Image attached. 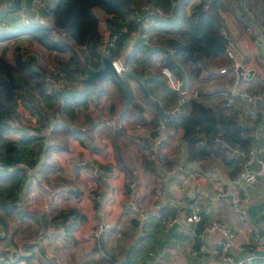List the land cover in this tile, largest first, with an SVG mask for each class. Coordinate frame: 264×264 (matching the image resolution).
I'll list each match as a JSON object with an SVG mask.
<instances>
[{"label": "crops", "instance_id": "1", "mask_svg": "<svg viewBox=\"0 0 264 264\" xmlns=\"http://www.w3.org/2000/svg\"><path fill=\"white\" fill-rule=\"evenodd\" d=\"M199 1L188 0L183 11L197 10ZM54 2L0 0V34L39 22L34 14L41 18V22L50 24L45 4ZM21 7L27 8L25 17L18 14ZM220 15L222 31L244 67L242 75L237 72L240 84L247 89L264 86V52L260 37L264 0H222ZM36 43L29 33L0 37V55L9 59L14 44L32 48ZM153 57L159 59V56ZM228 67L221 72L224 75L221 74L220 82L233 75ZM248 69L252 72L246 75ZM140 72L142 79L138 89L141 94H137L133 78L130 83L136 99L144 104L142 120L115 113V120L120 125L100 123L99 109L94 101H90L87 113H82L76 123H71L74 131L63 130L59 135L62 136V145L46 147L41 152L38 162L41 170L26 177L21 188L20 208L0 210V249L13 243V236L7 239L9 233L21 234L16 237L22 241L18 246L21 249L19 261L6 262L0 254V264H223L219 256H211L207 251L191 253L190 248L197 241L177 225L165 227L150 216L145 218L141 232L138 213L128 208L129 179L136 181L137 199L143 208L153 204L157 199L155 188L161 187L163 194L159 198L164 202L166 215L181 214L198 187L220 192L212 202L202 205V222L218 218L232 229L234 257L239 262L250 259L252 254L264 253V148L249 165L245 176L249 199L244 205L248 215L241 220L226 195L228 182L239 162L226 163L223 154L214 153L209 157L188 159L181 138V125L175 122H166L165 127H159L156 136L152 134V124L161 116L158 109L162 112L172 107L177 96L166 84L159 64L149 66L148 62ZM193 87L191 84L189 88ZM108 88H112L111 83ZM145 94L155 103L147 100ZM259 105L264 106L263 103ZM232 108L248 129L250 140L264 143L259 112L253 111L244 100H237ZM131 130L147 137L150 143L155 137L161 140L173 135L171 144L174 150L168 152L161 148L162 160L157 159L145 167L136 160L129 147ZM10 136L18 135L11 133ZM90 161L98 162L99 172L92 173ZM96 188L103 200L100 212L96 200L90 197ZM66 207L73 208L74 212L61 216L60 211ZM99 220L108 225L98 235H93V228ZM254 228L260 244L254 242ZM40 231L44 235L35 238ZM220 238L219 232H212L206 234L205 242L210 247ZM248 243H253L251 249L238 246Z\"/></svg>", "mask_w": 264, "mask_h": 264}, {"label": "trees", "instance_id": "2", "mask_svg": "<svg viewBox=\"0 0 264 264\" xmlns=\"http://www.w3.org/2000/svg\"><path fill=\"white\" fill-rule=\"evenodd\" d=\"M148 1L160 6L162 12L146 10L143 5ZM187 1L55 0L52 5L45 4L50 24L27 23L0 34V37L5 38L29 33L45 50L66 53L64 58L55 63V71L46 68L43 58L25 46L15 44L10 59L0 55V210L12 211L19 208L21 195L18 191L21 192L28 176L26 166L36 164L46 147L62 145V136L59 135L63 130L74 131L71 123L77 122L82 113H87L90 101H94L99 109L100 123L112 113H117L118 116L131 115L138 121L142 120L144 108L136 99L130 80L136 75V71L142 70L148 63L146 60L151 62L154 53H160L161 63L167 64L174 73L181 75L187 87L193 83L200 92L198 97L186 101L176 115L170 116L158 109L167 123L181 125L186 157L198 159L209 157L212 153L223 154L226 163L239 162L235 172L242 166L240 157H229L227 148L222 144L228 142L231 145L247 146L253 142L248 129L232 108L237 100L227 106L221 104L220 94L216 91L223 81L217 86L203 87V82L211 73V76L224 75L220 71V64L225 63L229 40L222 31V0H200L197 10L185 13L183 8ZM204 3L207 5L203 6ZM136 16L142 21L147 17L148 25L144 31L148 30L154 20L160 24H172L168 28L169 35L164 36L165 43L147 44L141 36H133L130 31L136 29L141 22ZM122 25L126 27V31L122 32L124 42L113 51L122 53L125 36L134 38L130 50L123 57L129 68L120 72L121 79L109 72L94 82L83 81L85 66L95 68L101 64L103 54L99 45L105 38L103 29L114 27L119 30ZM138 60L141 66L139 68ZM228 68L231 70V67ZM46 73L54 77L60 74L65 81L72 82L73 86L49 92L46 89ZM73 83L79 85L74 87ZM108 83L112 84L111 89L108 88ZM145 98L155 103L146 94ZM211 98L216 101H211ZM19 104L27 112L21 110ZM31 115L39 125L51 121V132H37L38 124L23 128L22 124L30 120ZM152 125V134L156 136L159 131L157 119ZM11 133H17L18 136L12 137ZM129 134V147L134 151L136 160L145 167L157 159L162 160L164 153L161 148L168 152L174 150L171 144L174 137L169 134L153 147L155 157L150 158L147 155V148L151 144L148 138L134 130ZM125 168L128 173V168ZM72 212L73 208L66 207L60 211V215L66 216ZM161 212L166 214L164 205ZM153 218L159 221L156 217ZM240 264H264V258L253 257Z\"/></svg>", "mask_w": 264, "mask_h": 264}, {"label": "built area", "instance_id": "3", "mask_svg": "<svg viewBox=\"0 0 264 264\" xmlns=\"http://www.w3.org/2000/svg\"><path fill=\"white\" fill-rule=\"evenodd\" d=\"M37 2H42V0H35ZM207 3H204L203 6H206ZM146 10L149 12L158 11L162 12L161 7L157 4H154L151 1L146 2L143 5ZM27 8L21 7L18 9V14L25 17ZM34 18L37 21L41 22V18L38 17L37 14H34ZM136 19L141 21L137 24L136 29L130 31L133 36H141L144 42H147L149 36L144 28L148 25L147 17L145 20H141L139 16H136ZM106 36L105 39L100 43L99 49L102 54H106L110 56L111 62L116 71L121 72L122 70L129 68V65L124 62V58L120 52L113 51L114 48L120 43L124 42V38L122 36V32L126 31V27L124 25L120 26L119 30L114 27H106ZM261 49L264 52V22L261 26ZM151 44V43H149ZM113 51V52H112ZM112 52V53H111ZM226 53L232 57V76L223 81V84L218 88L216 93L220 94L221 104L223 106H227L232 104L236 100H244L248 106L253 110L259 112L261 117L260 127L264 132V106L261 107L259 104L263 103L264 105V87L249 90L245 86L240 84L238 74H237V66L240 64L239 60L236 57L235 50L230 46L226 49ZM160 69L165 76L166 84L176 92V101L175 104L168 108L163 109L167 115H176L182 108L183 104L191 98L198 97L200 95L199 89L197 87L189 88L184 84V80L182 77L174 73L171 68L162 63L160 65ZM225 67H220V71H224ZM46 80V89L49 92H58L63 89L62 78L58 80H53L49 75H45ZM59 83L60 86L58 84ZM67 88V87H66ZM106 124L115 125L117 123L115 120V113L110 114V116L105 118L104 121ZM157 124L159 127H165L166 119L163 116H160L157 120ZM53 128L51 121H46L41 125H37V132L41 134H49ZM160 142V137H155L152 139L150 146L147 148V155L150 158L155 157V152L153 147ZM222 144L227 148L229 157L238 156L241 159L242 166L231 176L228 182L227 191L230 193V200L235 211L238 213L239 218L241 220H245L247 218V208L244 205L245 202L249 199V191H248V182L245 181V176L249 171V165L255 160L257 154L261 152L264 148V143L261 141H253L247 146H241L238 144L231 145L228 142H222ZM91 166L94 172H99L100 167L98 162L92 161ZM37 164L26 166V173L28 175H32L36 172ZM260 172L259 170H257ZM127 192L129 195V202L131 203V207L138 213V227L142 232L144 226V220L147 217H156L162 225L165 227H170L173 225H177L182 228L185 232L188 233L190 238L197 241L196 245L190 248V252L193 254H201L204 251H207L211 256H219L223 262V264H240L234 257V243H233V231L232 229L222 220L218 218H212L206 223L202 222V205L204 203L212 202L215 197L220 192H212L205 188L198 187L194 192V198L189 201L187 208L181 214L174 215H166L161 212V208L164 205V202L161 198H159L163 194V189L161 187L155 188V193L157 195V199L153 202L149 207L143 208L139 205V203L135 200H132V197H137L136 191V181L134 179H129L127 181ZM21 192L18 191V194ZM91 197L98 201L97 209L100 212L103 200H101V193L99 191H95L91 194ZM108 225L107 222H97V224L93 228V235H98L104 227ZM201 225L200 227H198ZM212 232H219L221 234V238L217 241V243L213 246H207L205 242L206 234ZM254 242H258L260 244V239L258 237V233L256 228H254ZM253 242V243H254ZM253 243L248 244H239V248L241 249H251ZM19 248L15 247H7L4 249L6 251V255L3 256V260L8 262H13L19 254ZM3 251V250H2ZM1 251V252H2ZM252 257H262L264 258V253L261 254H252ZM251 257V258H252Z\"/></svg>", "mask_w": 264, "mask_h": 264}, {"label": "rangeland", "instance_id": "4", "mask_svg": "<svg viewBox=\"0 0 264 264\" xmlns=\"http://www.w3.org/2000/svg\"><path fill=\"white\" fill-rule=\"evenodd\" d=\"M172 26V24H170V23H162V24H160V23H157V20H156V22L154 21L153 23H151L150 24V26H148V30L146 31L147 32V34H148V36H149V38H148V40H147V42H145V43H147V44H149V43H151V44H157V43H160V42H162V43H165V38H164V36L165 35H169V31L170 30H168V28H170ZM103 28V27H102ZM103 33H104V35L106 36V29L104 28L103 29ZM125 38H126V41H125V45L123 46V48L121 49V54H122V57H125V53H127L128 52V50H130V48H131V41L134 39V38H132V37H130L129 35H127V36H125ZM105 39V38H104ZM15 45V44H14ZM21 46V45H20ZM26 47V46H25ZM30 50H34V51H36L38 54H39V56L41 57V58H43L42 60H43V62H44V64L46 65V68H50V69H53L54 71L56 70V65H55V63L57 62V60H59V59H61V58H64L65 56H66V53H56V52H51V51H48V50H45L44 49V47H43V45H41V44H39V43H36V46L34 47V46H32V48L30 47L29 48ZM10 52H11V50H10ZM11 55H12V52H11ZM11 55L9 56V59L11 58ZM153 56H160V53H154L153 54ZM152 56V58H151V62H149V59H148V62H149V66L150 65H152V66H156V65H158L159 64V66L162 64L161 63V60L160 59H156L155 57H153ZM237 57V56H236ZM225 63H221L220 65H221V67L222 66H227V65H229L231 68H232V63H231V61H232V57H230L228 54L227 55H225ZM237 59H239V58H237ZM219 65V66H220ZM137 66H138V68H139V66H140V61L138 60V62H137ZM182 71V70H181ZM141 72L140 71H136L135 72V74L136 75H134V77H133V80H132V82H133V84L135 85V89H136V92H137V94L139 95V94H141V89L139 90L138 88L140 87V78L142 77L141 76V74H140ZM202 74H204V70H202ZM46 75H49L48 73H46ZM179 75V74H178ZM212 75V73L210 74V75H208V79H206L204 82H203V87H205V86H210V85H213V86H217V85H219V83H220V77H218V76H216L215 74L213 75V76H211ZM53 80H60L61 78H62V76L59 74L57 77H54V76H52V75H49ZM179 76H181V75H179ZM182 76H184V72L182 71ZM142 79V78H141ZM222 79V78H221ZM62 81L64 82V84H62V87H64V88H66V87H72L73 85H72V82L70 83V82H67V81H65L63 78H62ZM143 81V80H142ZM139 82V83H138ZM197 83V81L195 80L194 81V84H196ZM56 84H58L59 86H60V84L59 83H57L56 82ZM73 84H75V86L74 87H77V85H79V83H73ZM193 84V83H192ZM69 85V86H68ZM262 87H264V86H262ZM262 87H260V88H262ZM249 89V88H248ZM256 89H259V87L258 88H252V89H249V90H256ZM211 101L212 100H214V101H216V99L215 98H211L210 99ZM144 101V103L145 104H148L145 100H143ZM20 105V104H19ZM144 105V104H143ZM20 107V109L21 110H23L24 112H27V110L22 106V105H20L19 106ZM147 107H149V106H147ZM146 107V108H147ZM108 116H110V115H108ZM107 116V117H108ZM106 118V117H105ZM105 118H104V121H105ZM76 123V122H75ZM39 125L40 123H36V121H35V119H34V116L33 115H31V119L30 120H28V121H26L25 123H23L22 125H23V128H30L32 125ZM52 125H53V123H52ZM18 135V134H17ZM39 162V161H38ZM38 162H37V169H36V172L38 173L41 169H38L39 168V166H38ZM90 166H91V161H90ZM91 168H92V166H91ZM36 172H34L32 175H34ZM90 172H91V169H90ZM94 171H93V169H92V173H93ZM97 177V176H96ZM97 178H99V177H97ZM96 178V179H97ZM95 191H99L100 192V190H98L97 188H96V190H94V191H92V193L93 192H95ZM91 193V194H92ZM101 193V192H100ZM23 194V190L21 189V193L19 194V195H22ZM91 194H90V197H91ZM21 197V196H20ZM126 198V197H125ZM128 199H129V195H128ZM132 200H135V201H137L138 203L140 202V200L139 199H137V197H132ZM19 202V208H20V206H21V201L19 200L18 201ZM103 203V202H102ZM96 204H98V201H96ZM130 210H134L132 207H131V203H130V207H128ZM101 209H102V206H101ZM10 220V219H9ZM98 222H100V220L98 221ZM96 224H97V222H96ZM9 237L6 235V237H8L7 239H11L12 238V236H13V238L11 239L12 240V242L13 243H11L10 245H8L7 247H15V248H18V246H21L19 243H22V241L21 240H19V239H17V237L19 238V235H21V234H15V235H13V234H11V233H9ZM44 235V232H42V231H40V232H38L36 235H35V238L36 237H38V238H40L41 236H43ZM17 236V237H16ZM41 240V239H40ZM18 244V245H17ZM7 247L6 246H3L1 249H0V254H1V257L3 258V256L4 255H6V251H4V249H7ZM21 250V249H20ZM21 256H22V254H21ZM19 258H21L20 257V255H18L17 257H16V259L15 260H17V261H19ZM15 260L13 261V262H9V263H14L15 262ZM6 262H8V261H6Z\"/></svg>", "mask_w": 264, "mask_h": 264}, {"label": "water", "instance_id": "5", "mask_svg": "<svg viewBox=\"0 0 264 264\" xmlns=\"http://www.w3.org/2000/svg\"><path fill=\"white\" fill-rule=\"evenodd\" d=\"M86 69V74L82 77L83 81H91L94 82L99 78H102L105 74L111 72L112 74H114L117 78L121 79L120 76V72L116 71L111 59L109 55H102L101 57V64L98 67H90V66H85ZM244 71V67L239 64L237 66V72L239 75H242V73ZM252 72V69H248V71L245 73L246 75H248L249 73ZM227 196L230 197V193L228 192L226 194Z\"/></svg>", "mask_w": 264, "mask_h": 264}]
</instances>
